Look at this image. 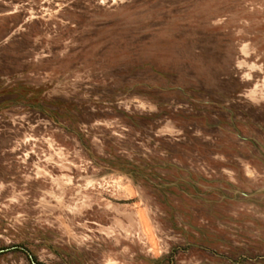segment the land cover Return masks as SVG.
<instances>
[{
    "label": "rangeland",
    "instance_id": "obj_1",
    "mask_svg": "<svg viewBox=\"0 0 264 264\" xmlns=\"http://www.w3.org/2000/svg\"><path fill=\"white\" fill-rule=\"evenodd\" d=\"M0 264H264V0H0Z\"/></svg>",
    "mask_w": 264,
    "mask_h": 264
}]
</instances>
